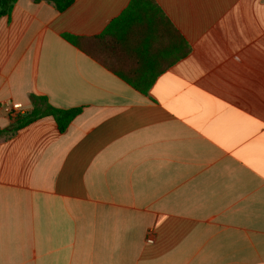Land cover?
<instances>
[{
	"label": "crops",
	"instance_id": "0c3cea01",
	"mask_svg": "<svg viewBox=\"0 0 264 264\" xmlns=\"http://www.w3.org/2000/svg\"><path fill=\"white\" fill-rule=\"evenodd\" d=\"M17 1L0 130L31 95L82 112L0 135V264H264V0H154L169 23H138L111 68L63 36L132 0Z\"/></svg>",
	"mask_w": 264,
	"mask_h": 264
},
{
	"label": "trees",
	"instance_id": "16d2710c",
	"mask_svg": "<svg viewBox=\"0 0 264 264\" xmlns=\"http://www.w3.org/2000/svg\"><path fill=\"white\" fill-rule=\"evenodd\" d=\"M36 3L47 1L51 3L59 12H64L73 3L74 0H32ZM17 0H0V19L10 16ZM130 6L124 13L112 21L106 30L98 37L93 39H84L71 35H64V39L72 45L80 48L82 51L99 58L103 57V63L111 68L109 57L113 54L120 55L124 52L123 46L129 41L133 32L137 29V24L145 22L152 23H169L163 15L161 9L155 4L154 0H132ZM118 51V52H116ZM189 51V50H188ZM117 73V71H114ZM125 82L141 89V80L129 79L124 74L118 73ZM153 80H145L148 88ZM31 110L25 113H14L11 116L12 123L4 130H0V135L13 134L32 123L45 118L52 117L58 125L60 133L67 131L72 121L82 112L81 107L78 109H60L53 106L45 96H30Z\"/></svg>",
	"mask_w": 264,
	"mask_h": 264
}]
</instances>
